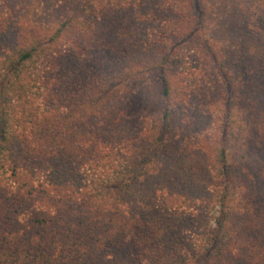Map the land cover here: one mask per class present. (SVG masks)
<instances>
[{"label": "trees", "instance_id": "16d2710c", "mask_svg": "<svg viewBox=\"0 0 264 264\" xmlns=\"http://www.w3.org/2000/svg\"><path fill=\"white\" fill-rule=\"evenodd\" d=\"M259 17L0 0V264H264Z\"/></svg>", "mask_w": 264, "mask_h": 264}, {"label": "rangeland", "instance_id": "374dc122", "mask_svg": "<svg viewBox=\"0 0 264 264\" xmlns=\"http://www.w3.org/2000/svg\"><path fill=\"white\" fill-rule=\"evenodd\" d=\"M260 19H261V20H260ZM258 22H259V23H257L258 25L261 24L260 22H262V23L264 24V20H263L261 17H259Z\"/></svg>", "mask_w": 264, "mask_h": 264}]
</instances>
